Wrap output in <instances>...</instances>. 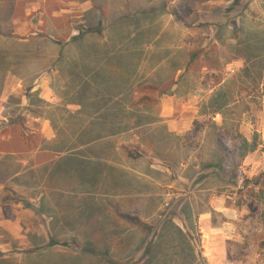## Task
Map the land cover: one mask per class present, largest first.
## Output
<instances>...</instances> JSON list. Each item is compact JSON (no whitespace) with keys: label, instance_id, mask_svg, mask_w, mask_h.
<instances>
[{"label":"crops","instance_id":"0c3cea01","mask_svg":"<svg viewBox=\"0 0 264 264\" xmlns=\"http://www.w3.org/2000/svg\"><path fill=\"white\" fill-rule=\"evenodd\" d=\"M60 1L44 10L29 1L46 20L40 35L43 21L28 24L18 0H0L10 25L0 29V264H88L90 254H112L135 212L148 225L166 189L195 179L182 175L184 162L198 163L183 159L193 125L182 116L199 114L200 92L184 95L183 69L167 79L166 59L150 60L151 49H167L165 26L150 31L149 21L166 18V0ZM117 34L129 42L107 37Z\"/></svg>","mask_w":264,"mask_h":264},{"label":"rangeland","instance_id":"374dc122","mask_svg":"<svg viewBox=\"0 0 264 264\" xmlns=\"http://www.w3.org/2000/svg\"><path fill=\"white\" fill-rule=\"evenodd\" d=\"M18 1L26 23L43 21L38 32L45 35V18L30 10V0ZM40 1L43 10L63 7L60 0ZM149 21L150 31L165 26L160 43L167 48L151 49L150 60L166 59L161 75L167 79L183 69L182 93L193 88L201 95L199 114L182 116L193 125L184 135L183 159H198L184 162L182 175L195 179L183 180L180 192L166 189L148 225L135 212L125 241L111 244L112 254H90L88 264H264V0H166V18ZM9 26L0 20V29ZM147 37L153 44L155 36ZM215 110L223 111L222 119H214Z\"/></svg>","mask_w":264,"mask_h":264}]
</instances>
